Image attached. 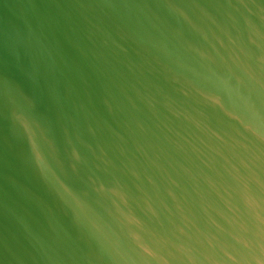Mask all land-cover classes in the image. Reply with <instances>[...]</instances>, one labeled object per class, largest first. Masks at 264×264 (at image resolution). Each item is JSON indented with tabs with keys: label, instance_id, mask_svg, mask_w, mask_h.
Listing matches in <instances>:
<instances>
[{
	"label": "water",
	"instance_id": "1",
	"mask_svg": "<svg viewBox=\"0 0 264 264\" xmlns=\"http://www.w3.org/2000/svg\"><path fill=\"white\" fill-rule=\"evenodd\" d=\"M0 264H264V50L208 0H0Z\"/></svg>",
	"mask_w": 264,
	"mask_h": 264
}]
</instances>
